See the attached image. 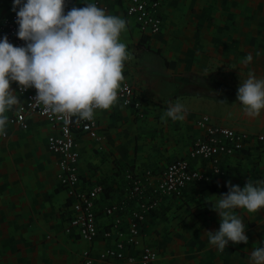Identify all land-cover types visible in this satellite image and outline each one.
Instances as JSON below:
<instances>
[{
  "label": "crops",
  "instance_id": "0c3cea01",
  "mask_svg": "<svg viewBox=\"0 0 264 264\" xmlns=\"http://www.w3.org/2000/svg\"><path fill=\"white\" fill-rule=\"evenodd\" d=\"M104 2L107 14L126 21L120 36L128 52L123 82L134 87L143 106L140 115L118 98L110 109L95 111L96 132L77 137L81 185L105 186L97 204L100 233L90 243L65 232L67 193L57 176L58 158L47 147L55 127L37 114L17 122L18 102L6 111L8 121L0 133V264H75L84 249L97 253L113 243L102 233L109 223L104 208L126 197V173L139 174L150 190L168 163L186 157L202 136L197 124L202 114L220 125L264 134V109L252 117L238 100L173 95L181 85L175 78L225 84L237 92L249 74L264 79V0H162L163 30L147 41L126 14V3ZM13 4L0 0V22ZM249 54L253 59L246 64ZM19 86L12 82L18 101ZM175 103L184 105L183 120L165 116ZM192 162L209 165L201 159ZM221 165L223 174L189 184L181 196L165 197L147 214L143 242L159 250L154 264H251L252 250L264 247V208L256 213L233 210L246 226L247 244L229 241L222 252L210 244L207 231H217L221 224L206 200L215 202L227 193L228 181L241 188L248 178L264 181V143L251 142L244 151L222 156ZM145 170L153 176L148 178ZM127 218L128 212L125 226Z\"/></svg>",
  "mask_w": 264,
  "mask_h": 264
},
{
  "label": "clouds",
  "instance_id": "9594fccd",
  "mask_svg": "<svg viewBox=\"0 0 264 264\" xmlns=\"http://www.w3.org/2000/svg\"><path fill=\"white\" fill-rule=\"evenodd\" d=\"M17 12L16 35L26 42L15 46L7 35L0 40V133L5 131L6 111L18 104L12 82L22 89L37 90L35 102L45 112L60 118L93 120L95 110H108L118 100L125 80L127 45L120 40L125 19L107 14L94 3L73 7L65 14V0H14ZM249 54L244 63H250ZM237 100L249 116L264 109V79L254 75L240 82ZM184 105L170 104L165 116L183 120ZM229 191L213 202L220 228L207 231L209 243L223 251L229 241L247 244L246 226L234 209L256 213L264 208V181L248 178L245 186L228 181ZM251 264H264V247L254 248Z\"/></svg>",
  "mask_w": 264,
  "mask_h": 264
},
{
  "label": "built area",
  "instance_id": "2783aa9c",
  "mask_svg": "<svg viewBox=\"0 0 264 264\" xmlns=\"http://www.w3.org/2000/svg\"><path fill=\"white\" fill-rule=\"evenodd\" d=\"M83 1L80 5H75L72 0H65V14L73 7H84L89 3H94L104 10L107 8L104 0ZM111 1L126 3V14L136 20L143 35L153 37L162 32V0ZM18 11L19 7L2 18L0 40L7 35L10 43L25 46L26 42L16 35L19 28L16 22ZM124 85L126 89L118 93L119 100L142 115L143 100L138 97L130 83L123 82L122 88ZM18 92L20 100L14 116L17 122L23 123L28 114H37L55 127L56 131L47 137V147L58 158L57 176L67 193L68 200L63 216L66 223L65 232L76 234L91 243L100 233L97 204L105 186L100 183L86 189L81 185L77 137L79 134L89 135L97 131L95 112L91 121L75 116L60 118L45 112L42 105H37L34 101L37 90L34 87L22 89L19 86ZM197 124L203 130L202 136L193 143L186 157L168 163L150 190L139 174L131 170L126 173V197L104 208L109 223L102 233L105 238L113 239V243L97 253H94L92 248L84 249L80 260L75 264H94L96 261L104 264H154L160 259L159 250L143 242V225L147 214L156 210L165 197L181 196L189 184L211 181L215 176L223 174L222 156L244 151L251 142L264 143V134L217 124L207 114H202ZM196 159L206 160L209 165L198 167L192 162ZM145 175L148 178L153 176L151 170H145ZM127 212L128 222L125 226Z\"/></svg>",
  "mask_w": 264,
  "mask_h": 264
},
{
  "label": "trees",
  "instance_id": "16d2710c",
  "mask_svg": "<svg viewBox=\"0 0 264 264\" xmlns=\"http://www.w3.org/2000/svg\"><path fill=\"white\" fill-rule=\"evenodd\" d=\"M148 36H144L143 39L147 41ZM181 85L174 92V96H179L182 94H194V95H205L214 96L218 98H227L231 100H237V91L233 87H228L225 84H217V86H212L210 84H201L192 79L185 78L179 80L175 78ZM204 89L207 92L201 90Z\"/></svg>",
  "mask_w": 264,
  "mask_h": 264
}]
</instances>
